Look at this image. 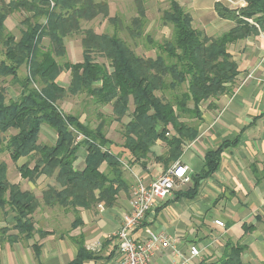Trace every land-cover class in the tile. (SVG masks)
Here are the masks:
<instances>
[{"label": "trees", "instance_id": "1", "mask_svg": "<svg viewBox=\"0 0 264 264\" xmlns=\"http://www.w3.org/2000/svg\"><path fill=\"white\" fill-rule=\"evenodd\" d=\"M133 1L137 16L125 31L133 39L150 42L157 51L155 58L138 56L117 32L99 34L93 29H83V22L100 17L108 18L116 27L120 25L117 16L109 17L110 6L106 1L0 2V77L11 78L22 89L16 100L9 101L6 90H0V210L9 208L16 214V229L23 237L29 239L35 232L32 216L40 202L9 181L8 164L1 160L6 153L13 162L28 158L19 168L24 179L35 183L42 176H55L58 186L44 192V203L73 213L74 227L82 224L79 209L91 210L102 203L113 207L119 194L129 189L122 157L110 149L112 142L105 131L107 122L102 120L98 128L92 129L79 116L65 114L59 102L68 95L85 94L97 106L111 105L114 121L121 122L129 116L124 124L122 146L132 157L129 163L144 165L151 149L161 141L168 152L156 159L168 170L181 158L183 146L199 136L204 119L202 104L233 92L229 85L235 83L239 67L229 46L264 29V0H245L246 6L238 9L217 2L218 16L234 23L232 29L218 37L195 29L192 16L176 0H170L162 21L172 27V36L158 42L146 34L147 0ZM15 13L25 15L19 38L6 26ZM74 36L81 37L83 61L59 62L58 59L67 56V39ZM23 67L28 74L21 77ZM64 72L70 73L68 87L58 82ZM183 87L185 91L181 90ZM44 125L57 134L55 144L39 143ZM75 131L84 139L78 141ZM235 144L223 145L206 154L205 170L191 178L193 192L216 172L224 148ZM82 147L88 154L85 167L79 169L76 162ZM105 164L107 171H102ZM249 229L246 227V232ZM75 243L78 257L71 264H85L93 258L82 238ZM225 247L221 259L203 264H248L242 258L245 246L228 242Z\"/></svg>", "mask_w": 264, "mask_h": 264}, {"label": "crops", "instance_id": "2", "mask_svg": "<svg viewBox=\"0 0 264 264\" xmlns=\"http://www.w3.org/2000/svg\"><path fill=\"white\" fill-rule=\"evenodd\" d=\"M176 1L192 16L193 27L210 37L221 36L234 27L233 22L218 16L217 2L231 9L246 6L245 0ZM229 51L239 67L233 92L220 97L216 110L204 112L199 136L183 146L181 158L170 168L182 164L192 178L205 170L208 152L236 144L224 148L218 169L195 192L192 182H177L173 195L156 204L134 232V237L139 238L145 228H150L172 240L174 248L159 254L153 264H178L190 256L192 246L201 250V256L191 264L216 261L225 254L228 242L245 246L242 258L246 263L264 264V29L230 45ZM42 132L43 128L40 136ZM45 137L51 144L57 141L55 132L52 137L48 134ZM39 143L43 144L40 139ZM122 146H116L119 152L115 154L129 164L128 171H124L128 191L119 194L113 207L102 203L91 210L79 209L82 224L77 227L73 213L44 203V192L58 186L55 176H42L34 183L22 178L19 172L28 158L7 163L9 181L32 193L40 207L32 216L35 232L29 239L16 229V214L9 208L3 211L8 218L0 221V264H71L78 257L75 240L81 238L93 254L85 264H123L124 256L117 249L114 235L130 210L134 176L150 185L167 171L156 158L164 156L168 147L157 142L142 165L129 163L132 157ZM87 154L86 148L79 150L77 168L85 167ZM14 168L17 175H12ZM216 221L223 222L224 227ZM246 227L250 228L247 232Z\"/></svg>", "mask_w": 264, "mask_h": 264}, {"label": "rangeland", "instance_id": "3", "mask_svg": "<svg viewBox=\"0 0 264 264\" xmlns=\"http://www.w3.org/2000/svg\"><path fill=\"white\" fill-rule=\"evenodd\" d=\"M9 1V0H5ZM97 1H106L110 6V18L118 17L120 19V25L115 26L113 23L109 21V19L98 18L91 22H83L82 27L84 30L93 29L95 32L99 34L107 33L114 34L118 33L123 39H125L134 52L141 57L145 58H155L157 55V51L154 50L151 46L150 42H146L144 39H133L131 38L127 31H125V27L130 25L131 19L137 16V9L133 0H97ZM1 2V0H0ZM147 15L148 22L146 25V34L150 36L153 40L162 42L165 39L171 38L173 29L171 26H166L163 24L162 17L165 11L170 8V0H147ZM25 15L22 13H15L10 16L6 21V26L8 31L12 32L17 38L21 36V29L23 28L21 22L24 20ZM124 24V25H123ZM67 46V56L63 59H58L59 62H73L78 63L83 61V48L81 43L80 36L70 37L66 41ZM47 45V41H45ZM230 47V46H229ZM100 63H107V61L103 58H96ZM28 74L27 68L23 67L20 71L21 77H24ZM70 73L64 72L61 78H59L58 82L63 87H68L70 83ZM231 92L235 88V83L229 85ZM6 90L7 101L12 99H17L21 93V87L17 84H13L11 82V78H2L0 77V90ZM185 91V87L181 89ZM228 95V94H225ZM224 96V95H223ZM220 99V98H219ZM212 99L210 103L202 104L203 115L206 111H214L218 108L217 101L219 100ZM60 109L65 114H70L73 116H79L81 122L85 125L89 126L92 129L98 128V125L102 120L107 122V127L105 128L107 138L113 141L114 144L111 145L110 149L117 153L119 149H116V146H122L124 143L123 131L124 124H126L130 117L127 116L121 122H116L113 119V107L111 105L108 106H97L93 103L92 99L87 97L85 94L79 96H70L68 95L62 102H59ZM134 111V105L130 103V111L132 114ZM195 121V120H194ZM204 121V119H203ZM203 123V122H202ZM201 123V125H202ZM200 125V126H201ZM43 132L40 136V142L43 144H51V140L46 139V134L50 137L53 136L54 131L44 125ZM16 133L15 131H12ZM49 138V137H48ZM85 148V147H83ZM1 160L10 164L11 159L9 154L6 153L1 156ZM123 163V171H128L127 165L128 162L122 159ZM82 164V163H81ZM78 167V166H77ZM102 171H107V165H103L101 167ZM17 175L16 168L13 169L12 175ZM14 175V176H15ZM8 214H5L0 210V221H6Z\"/></svg>", "mask_w": 264, "mask_h": 264}, {"label": "built area", "instance_id": "4", "mask_svg": "<svg viewBox=\"0 0 264 264\" xmlns=\"http://www.w3.org/2000/svg\"><path fill=\"white\" fill-rule=\"evenodd\" d=\"M77 135L78 141L84 139L82 134ZM134 177L130 210L122 218L114 240L118 251L124 256L123 264H153L159 254L174 248L172 240L166 234L150 228H145L139 238L134 237V232L142 226L156 204L173 195L177 182L187 184L191 182V178L188 175V168L179 163L150 185H145L139 176ZM215 223L224 227L221 221ZM200 256L201 250L197 246H192L190 256L184 257L178 264H191L193 259Z\"/></svg>", "mask_w": 264, "mask_h": 264}]
</instances>
